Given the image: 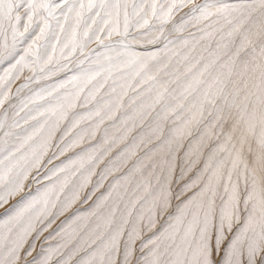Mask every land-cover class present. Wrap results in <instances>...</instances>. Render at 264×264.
<instances>
[{
    "label": "snow or ice",
    "instance_id": "obj_1",
    "mask_svg": "<svg viewBox=\"0 0 264 264\" xmlns=\"http://www.w3.org/2000/svg\"><path fill=\"white\" fill-rule=\"evenodd\" d=\"M0 65V264H264V0H0Z\"/></svg>",
    "mask_w": 264,
    "mask_h": 264
},
{
    "label": "rangeland",
    "instance_id": "obj_2",
    "mask_svg": "<svg viewBox=\"0 0 264 264\" xmlns=\"http://www.w3.org/2000/svg\"><path fill=\"white\" fill-rule=\"evenodd\" d=\"M92 47H95V45H92ZM154 50H155L154 47H152V46H148V45H145L144 47H137V48H136V51H154ZM72 74H73V72H68L66 75L71 76ZM24 76H28V75L23 74L22 77H21V79L18 80V81H16V84L13 83V85H11V89H12V98H11V100H10V103H12V104H18L20 99H23V98H25V97H27V96L32 95V93L35 92V91H38V90L40 89V87H43V86H46V85H49V84H54V83H56V80H57V79H63V78H65V74H61L59 77H52V78H51L52 81H50V82L47 83V84H40V83H38V82H37V83H31V84L29 85V88L24 89V90L20 93V96L17 97V96H15V90H16L17 87H19V85H20L22 82H24ZM41 82H42V81H41ZM129 95H133V93L130 92ZM126 102H127V98H126ZM8 103H9V102H7V104H8ZM29 106L31 107V105H29ZM6 108H7V107H6ZM157 110H159V108H157ZM2 111H3V109H0V113H2ZM76 111H78V112H82V111H84V109H80V108H78V109H76ZM20 115L23 116L24 113L21 112ZM30 123H32V122L30 121ZM109 123H110V122H107V121H106L105 125H103V126L101 127L100 132L97 133V137H99L100 135L103 134V128H104V127H107ZM131 123H132V122L130 121V122H129V126H131ZM136 124H137V128L134 130V132L132 133V135H135V132L140 130L141 125H140V123H139L138 120L136 121ZM21 125H22L23 127H28V125H24L23 121L21 122ZM15 131H19V129L15 130ZM111 132H114V130H110V133H111ZM0 135H2V134H0ZM57 135H59V133H57ZM93 143H94V141H93ZM78 150H79V149H74V150H72L71 152L66 153V156H68V155H72L74 152H76V151H78ZM63 159H65V157H60V160H63ZM58 162H60V161H59V160L54 161V163H58ZM77 206H79V205H77ZM86 209H87V205H84V206L81 207V210H82V211H84V210H86ZM2 211H3V209L0 210V212H2ZM57 223H59V221H58ZM55 227H56V225H53V228H55ZM80 234L83 235V231H81ZM74 242H75V241H74Z\"/></svg>",
    "mask_w": 264,
    "mask_h": 264
},
{
    "label": "bare ground",
    "instance_id": "obj_3",
    "mask_svg": "<svg viewBox=\"0 0 264 264\" xmlns=\"http://www.w3.org/2000/svg\"><path fill=\"white\" fill-rule=\"evenodd\" d=\"M27 45L25 44V45H23L22 47H26ZM6 65H0V74H2V70H3V68L5 67ZM23 74H26V75H30V73L27 71V70H25L24 71V73ZM16 81H18V80H16ZM16 81H15V83L14 84H16ZM42 81V82H41ZM50 81H52V79L51 78H49V79H46V80H40L38 83H40V84H47V83H49ZM13 85V84H12ZM8 108V104H7V102L5 103V105H4V108ZM23 120H21L20 121V123L22 122ZM11 122V111L9 112V123ZM64 125H62V127H63ZM0 134H2V132H0ZM59 163V162H58ZM0 210H2V209H0Z\"/></svg>",
    "mask_w": 264,
    "mask_h": 264
}]
</instances>
